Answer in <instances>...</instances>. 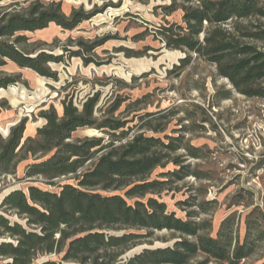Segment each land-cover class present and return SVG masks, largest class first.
I'll return each mask as SVG.
<instances>
[{
	"label": "trees",
	"instance_id": "trees-1",
	"mask_svg": "<svg viewBox=\"0 0 264 264\" xmlns=\"http://www.w3.org/2000/svg\"><path fill=\"white\" fill-rule=\"evenodd\" d=\"M62 4L61 0H0V68L12 62L59 81L53 64L69 58L79 57L86 66L110 63L97 54L110 36L70 39L78 46L58 45L59 54L56 45L28 48L30 37L25 32L44 30L53 23L72 31L110 5L100 11L75 7L66 14ZM159 7L167 15L183 11L182 22L165 21L152 29L167 48L188 52L181 58L182 66L196 54L215 65L241 94L264 98V50L256 44L264 40V26L252 22L253 18L263 22L264 0H171ZM18 81V76L4 75L0 90ZM118 81L128 86L125 80ZM101 98L102 92L97 91L79 107L67 95L61 101L62 114L53 104L41 112L46 123L35 135H25L27 117L6 136L0 134V177L15 174L20 161L33 158L26 178L42 177L49 184L62 177L74 180L62 183L59 191L33 184L27 191L7 192L0 204V264H192L194 259L196 264H249L257 243L264 239L259 219L250 218L254 210L247 214L241 240L233 213L221 221L213 236L212 221L195 218L209 210V202L184 201L199 208L184 219L156 197L169 183L191 175L210 176L185 164L184 156L203 158L202 148L181 136L150 135L147 130L161 133L166 127L158 129L147 121L134 130L135 119L117 114L127 98L117 95L103 105ZM142 102L137 99L129 107ZM3 106L6 101L0 104V112ZM89 128L105 135L73 140L76 130ZM180 148L185 155L176 154ZM169 164L176 168L162 174L172 178H151L155 170ZM164 230L180 236L170 245L145 247L125 257L137 245H152L154 235Z\"/></svg>",
	"mask_w": 264,
	"mask_h": 264
},
{
	"label": "rangeland",
	"instance_id": "rangeland-1",
	"mask_svg": "<svg viewBox=\"0 0 264 264\" xmlns=\"http://www.w3.org/2000/svg\"><path fill=\"white\" fill-rule=\"evenodd\" d=\"M61 1L66 14L75 7L100 11L110 5L72 31H65L53 23L44 30L25 32L30 37L28 48L56 45L55 52L59 54L62 49L58 45L78 46L76 42L71 44L70 39L87 41L110 36L111 39L97 51L100 60H109L110 63L86 66L79 57L69 58L66 62L53 64L59 77V81H54L8 62L0 68V77L18 76L19 81L0 90V104L7 102L0 112V134L6 136L13 125L27 117L25 135H35L36 129L46 123L41 112L53 104L62 114L61 101L67 95L73 96L74 104L79 107L97 91L102 92V105L121 95L127 101L117 114L124 112L122 116L135 119L132 122L136 124L134 130L147 121L158 129L166 127L161 133L147 130L150 135L181 136L184 142L202 148L203 158L184 156L185 164L191 163L193 168L210 176L198 179L191 175L166 185L156 197L167 203L169 211L189 219L188 213L199 208L184 204V201L209 202V210L195 218L212 221L211 233L216 236L221 221L233 213L243 240L247 214L254 210L250 218L259 219L261 229H264V98L241 94L218 73L215 65L196 54H193L191 63L182 66L181 58L187 57L188 52L167 48L154 37V25L165 21L182 22V9L167 15L159 7L171 4V0ZM252 22L264 26V20L261 23L253 18ZM256 44L264 50V40ZM130 52L134 55L129 57ZM119 79L125 80L128 86ZM228 92H231L230 97H226ZM137 99H143V102L129 107ZM146 113H150L146 119L140 118ZM95 135L104 136L105 133L94 128L78 129L73 140ZM176 154L185 155L186 150L180 148ZM31 162L33 158L22 160L15 174L0 177V204L7 192L14 189L27 191L28 186L35 184L59 191L62 183L74 182L68 177L55 179L53 184L42 177L30 180L25 177V171ZM175 168L173 164L158 168L151 178L168 180L172 177L162 173ZM179 236V233L175 235L168 230L158 231L152 238V245H137L125 257L133 256L145 247L170 245ZM164 238L168 241H163ZM40 260L42 258L37 262ZM197 261L194 259L192 264ZM247 262L264 263V239L257 243Z\"/></svg>",
	"mask_w": 264,
	"mask_h": 264
}]
</instances>
